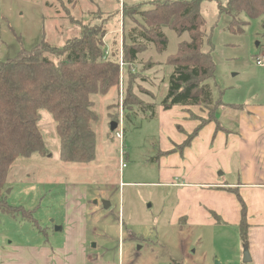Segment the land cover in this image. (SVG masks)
I'll return each mask as SVG.
<instances>
[{
	"label": "rangeland",
	"instance_id": "rangeland-1",
	"mask_svg": "<svg viewBox=\"0 0 264 264\" xmlns=\"http://www.w3.org/2000/svg\"><path fill=\"white\" fill-rule=\"evenodd\" d=\"M157 1L0 0L1 61L32 50L41 41L61 46L66 39L78 36L82 27L101 25L107 30L103 38V60H116L120 68L117 86L106 95L92 96L100 124L95 128L96 147L91 161L61 160L55 123L46 110L39 111L38 126L45 151L42 155L34 153L16 158L1 189V197L7 204L25 211L14 208L12 215L0 211L1 261L244 264L245 249L237 227L217 215L218 206L216 212L207 207L203 215L207 221L190 224L184 213L180 214L184 209L182 195L178 193L181 188L168 183L176 181L170 172L178 173L181 182H196V177L185 178V168H196L202 175L210 173L219 183L237 179L235 123L239 120V110L247 105H264V66L256 63L259 58L264 61L262 17H242L246 24L242 31L239 28L240 32L234 33L228 29L231 17L220 14L214 1L200 3L205 20L202 51H208L214 62V78L210 83L215 97L221 91V101L211 112L204 106L198 107L200 111L185 107L190 117L184 122L187 127L191 120L198 121L196 128L203 124L192 139L205 129V124L216 125L214 129L208 125L201 132L202 136L208 135V142L200 134L197 138L201 142L194 143L195 150L190 148V142L184 143L191 132L187 128L182 132L180 125L173 126L171 118H165L171 111L159 105L177 47L187 35L179 36L164 27L166 50L159 52L151 43L141 42L142 51L131 66V75L128 77L126 73L125 33L141 23L138 10H147ZM133 4L138 10L127 16L125 9ZM130 84L131 98L137 101L132 107L131 100L125 105ZM151 106L156 117L149 118ZM232 117L236 118L235 123L227 120ZM110 122L117 123L113 131L109 129ZM117 132L123 134L121 141ZM169 132L184 141L174 151L165 150L171 142ZM218 133L223 134L221 140ZM202 190L204 187H187L184 192L196 199ZM233 195L237 201V195ZM200 196L206 204L215 205L212 194L203 192ZM104 201L109 203L107 208ZM244 204L240 198V206ZM56 226L61 230L56 231Z\"/></svg>",
	"mask_w": 264,
	"mask_h": 264
},
{
	"label": "trees",
	"instance_id": "trees-1",
	"mask_svg": "<svg viewBox=\"0 0 264 264\" xmlns=\"http://www.w3.org/2000/svg\"><path fill=\"white\" fill-rule=\"evenodd\" d=\"M202 1H214L220 14L230 16L228 29L234 33L240 32L239 28L242 31L246 24L242 17H262L264 36V0H158L147 10H138L136 4L125 9L127 16L136 10L141 15L140 27L136 23L124 36L123 58L128 77L132 64L142 51L141 42L151 43L162 52L168 43L164 27L179 36L187 35L176 50L166 92L159 104L163 109L174 105H197L211 112L221 101V91L215 97L210 83L214 78V62L208 51H202L205 37V20L199 9ZM106 33L101 25L84 26L78 36L66 39L61 46L41 41L37 47L20 52L14 59L0 60L1 212L12 215L14 208L24 211L7 204L1 197V189L16 158L44 153L46 145L38 126L41 109L46 110L55 123L61 160L89 162L94 158L95 128L100 124V115L94 109L92 96L109 93L117 86L120 74L116 60H103ZM131 96L130 84L126 90L125 105L131 100L129 105L132 107L137 101ZM155 115L156 111L151 106L147 117ZM202 125L199 124L188 135L185 144L191 141ZM247 227L242 207L238 232L245 250L248 249Z\"/></svg>",
	"mask_w": 264,
	"mask_h": 264
},
{
	"label": "crops",
	"instance_id": "crops-1",
	"mask_svg": "<svg viewBox=\"0 0 264 264\" xmlns=\"http://www.w3.org/2000/svg\"><path fill=\"white\" fill-rule=\"evenodd\" d=\"M185 107H190V109L197 108L198 111H200L198 108L199 106L197 105H174L171 108L166 109L167 112H171L169 114H165V118L170 117L171 122H174L173 126L180 125L183 129L182 132H184L187 128V131L192 133L196 128L198 121L191 120L190 126L188 125L187 127L184 122H186V120L190 117L188 115V111H185ZM160 108L162 109V107ZM238 118V123H235L236 118H227V120L235 123L237 133L238 145L236 147V151L238 158L235 167H239V175L235 181L219 183L214 181L215 179L210 173H208V175H202L203 172L199 173L196 168H185V178L192 179L193 177H196V182L190 184V181H188L190 185L186 180L181 182L178 180V173L170 172L171 175L175 176L174 179L176 181H172L168 184L181 188L178 190V193L182 195L181 200H183L184 209L180 212V214L184 213V217H187V222L190 224H198L207 221V218L203 216L204 213L206 214L209 207H212L215 210L218 206L219 213L217 212V215L223 218L227 223L230 222L231 224H234L238 230L242 218L243 206H240V198H242L245 202L244 216L248 224L247 248L251 258L250 262L247 264H264V105H247L245 108H241L239 110ZM205 125V129L208 128V125H211V129H214L215 123L209 122ZM205 129H202L198 133V136ZM226 129L230 131L228 128ZM165 131L167 132V129H165ZM208 133L210 134L211 131ZM169 134L173 138L169 136L171 142L168 144L169 147L165 150L174 151V147L176 146V148H178V146L184 141L177 139L170 132ZM202 134L201 138H204L207 143L208 135L202 136ZM222 135V133H218L217 137L221 140ZM198 136L190 141L191 149H195V142H197V144L201 142L200 138H197ZM215 136L216 132L213 130L212 139H214ZM162 141L166 142L165 138L162 137ZM159 151L164 152V149H160ZM184 151L183 157L186 159L185 156L188 153L189 148H187V151L186 149ZM162 172L168 177L171 176L166 170H162ZM183 177L181 176V178ZM198 186L201 189L204 187V190L200 191L196 195V199L188 196L184 192L187 187L195 188ZM230 191L237 195V201L233 193ZM203 192L212 194L215 205L213 204L211 206L205 203L206 201L201 198L202 196H200ZM0 264H12V262L1 261L0 258Z\"/></svg>",
	"mask_w": 264,
	"mask_h": 264
},
{
	"label": "water",
	"instance_id": "water-1",
	"mask_svg": "<svg viewBox=\"0 0 264 264\" xmlns=\"http://www.w3.org/2000/svg\"><path fill=\"white\" fill-rule=\"evenodd\" d=\"M109 129H110V131H113L116 127H117V123L116 122H110V124H109ZM94 203H96V202H94ZM109 205V203L108 202H103V206L105 207V208H107V206ZM55 230L57 231V230H61V227L60 226H56L55 227ZM250 255H249V252H248V250H244V252H243V257H242V262L243 263H248V262H250Z\"/></svg>",
	"mask_w": 264,
	"mask_h": 264
},
{
	"label": "built area",
	"instance_id": "built-area-1",
	"mask_svg": "<svg viewBox=\"0 0 264 264\" xmlns=\"http://www.w3.org/2000/svg\"><path fill=\"white\" fill-rule=\"evenodd\" d=\"M256 63L258 64V65H260V66H264V61H263V59H260L259 58V60H256ZM116 136H117V138L121 141L122 139H123V134H122V132H117L116 133ZM122 158H123V155H122ZM123 162V161H122ZM122 165V167H124L125 166V163H121Z\"/></svg>",
	"mask_w": 264,
	"mask_h": 264
}]
</instances>
